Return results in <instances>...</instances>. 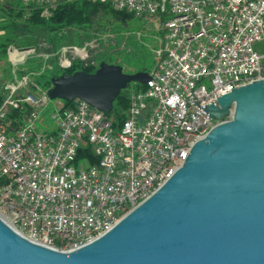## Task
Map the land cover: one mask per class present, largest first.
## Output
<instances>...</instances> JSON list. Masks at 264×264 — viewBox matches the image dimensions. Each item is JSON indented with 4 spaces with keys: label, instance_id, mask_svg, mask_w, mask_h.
Here are the masks:
<instances>
[{
    "label": "built area",
    "instance_id": "2783aa9c",
    "mask_svg": "<svg viewBox=\"0 0 264 264\" xmlns=\"http://www.w3.org/2000/svg\"><path fill=\"white\" fill-rule=\"evenodd\" d=\"M18 1L48 17L59 0ZM86 1L155 18L159 36L149 79L131 91L119 127L82 99L64 107L33 82L23 88L28 77L7 84L0 101V217L59 250L110 229L170 177L195 140L228 118L213 119L200 106L264 78V0ZM34 54L32 47H10L7 55L15 66ZM51 56L65 68L85 61L87 50L66 45ZM83 145L93 160H77Z\"/></svg>",
    "mask_w": 264,
    "mask_h": 264
},
{
    "label": "water",
    "instance_id": "95a60500",
    "mask_svg": "<svg viewBox=\"0 0 264 264\" xmlns=\"http://www.w3.org/2000/svg\"><path fill=\"white\" fill-rule=\"evenodd\" d=\"M100 61L93 72L50 77V99L79 98L110 112L128 83ZM200 106L221 119L194 141L184 161L107 231L59 250L18 233L0 217V264H264V78L231 88Z\"/></svg>",
    "mask_w": 264,
    "mask_h": 264
},
{
    "label": "trees",
    "instance_id": "16d2710c",
    "mask_svg": "<svg viewBox=\"0 0 264 264\" xmlns=\"http://www.w3.org/2000/svg\"><path fill=\"white\" fill-rule=\"evenodd\" d=\"M99 9L103 11L104 15L123 13L132 19H142V17H134L123 11H115L107 4L89 3L86 0H59L48 17L41 15L40 6L23 5L18 0L0 1V101L5 94L3 87L14 82L15 79L29 76L33 83L47 91L51 86L50 77L58 76L61 73H72L76 70L93 72L100 61L120 64L118 60L121 59L126 67L132 68V72H149L153 67L152 47L138 43L130 47H117L115 43L114 46L109 43V48L105 49L102 54H97L94 63H90L88 60H74L71 66L65 68L56 64L55 57H52L51 54L60 47L66 45L80 47L90 43L95 36V31L108 30L113 34L122 28L120 25L107 27V24L101 23V21L94 24L92 19L94 13ZM58 13L59 17H57ZM124 29L125 33L127 30L129 31L127 28ZM101 40V38H95L94 42L101 43ZM10 47L18 49L41 48L46 52L41 56H29L23 64L12 71L7 60ZM131 85L132 82L128 83L124 89L118 92L112 102L111 111L107 112L113 116L114 127H119L126 117L131 91H141L144 88V84L141 83L134 82L135 88H132ZM62 101L64 107L71 105V101L65 99ZM51 111H53V107L50 102L43 111L46 122L50 121L49 113ZM79 159L93 160L87 145H83L79 149L77 160Z\"/></svg>",
    "mask_w": 264,
    "mask_h": 264
},
{
    "label": "rangeland",
    "instance_id": "374dc122",
    "mask_svg": "<svg viewBox=\"0 0 264 264\" xmlns=\"http://www.w3.org/2000/svg\"><path fill=\"white\" fill-rule=\"evenodd\" d=\"M59 16H60V14L58 13L57 17H59ZM99 21H101V23H106L107 27H111L112 25H120V26H122V28L113 34L108 30L102 31V32L95 31L94 32L95 36H94V38L91 39L90 43L85 44L83 46H80V47H85V49L87 50L86 60H88V62L94 63V61H95L94 58L97 56V54H102L105 49H108L110 46V45H108L109 43L112 46H114L113 44L115 43V45L117 47H120V46L130 47V46H133L135 43H138V44H142L145 46L150 45V47H152L151 57L153 59V66L155 65L156 57L154 55L153 50L158 45V36H159V31L157 29L158 23H157V20L155 18H143L142 17V19H132L123 13H113L112 15H104L103 11L99 9L94 13V17L92 19V22L94 24H96ZM124 28L129 29V31L127 30L128 34L125 33L126 30ZM112 36H113V38H112ZM95 38H101L102 42L101 43L94 42ZM261 51H264V46L262 47ZM45 52H44V49L42 50L41 48H38V49H36V54L31 55V56H37V55L41 56ZM69 52H70L69 50L66 51L67 54ZM56 55H59V54L57 53ZM59 56H62V55H59ZM7 60L11 65L12 71L17 69L21 65L19 63V64L13 66L12 61L8 57V55H7ZM56 61H57V58H56ZM118 61L120 63L118 65L122 66L123 71L130 72V73L132 72V68L126 67L123 60L119 59ZM30 82H32V78L28 76V79H27L26 83L24 84L23 88H31V87H29ZM38 87L40 90H43L40 86H38ZM131 87L135 88L134 82H132ZM3 90H5V92L7 91V85H5L3 87Z\"/></svg>",
    "mask_w": 264,
    "mask_h": 264
}]
</instances>
